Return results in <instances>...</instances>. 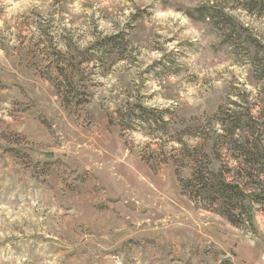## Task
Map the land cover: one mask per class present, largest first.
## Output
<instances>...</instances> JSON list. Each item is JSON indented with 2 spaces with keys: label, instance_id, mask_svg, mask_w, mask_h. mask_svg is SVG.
Instances as JSON below:
<instances>
[{
  "label": "rangeland",
  "instance_id": "374dc122",
  "mask_svg": "<svg viewBox=\"0 0 264 264\" xmlns=\"http://www.w3.org/2000/svg\"><path fill=\"white\" fill-rule=\"evenodd\" d=\"M207 1L0 0V264H264L263 207L233 226L177 175L194 164L181 139L248 193L264 191V81L246 50L187 16ZM212 1L264 48V18ZM118 34L123 47L96 53ZM127 104L168 110V133L137 120L124 130ZM226 110L254 124L243 117L230 137Z\"/></svg>",
  "mask_w": 264,
  "mask_h": 264
},
{
  "label": "trees",
  "instance_id": "16d2710c",
  "mask_svg": "<svg viewBox=\"0 0 264 264\" xmlns=\"http://www.w3.org/2000/svg\"><path fill=\"white\" fill-rule=\"evenodd\" d=\"M218 1V0H217ZM239 4V6L249 14L256 15L257 17L264 18V0H231ZM195 19L202 22H209L214 29L218 30L221 34L220 37L223 39V42L231 47L233 50H246L248 58H250L251 63L254 67V74L258 80L264 81V57H260V52H264L263 46H261L253 37L249 34L247 28H244L233 16L227 11V8L224 6H219L216 2L209 0L203 3L201 6L195 8L192 12H188L187 16L190 19ZM242 34H245L243 42H241ZM243 43L250 45L253 49V54L250 53L249 48L246 49L242 47ZM244 44V45H245ZM125 45V35L118 34L110 37H104L98 42H96L97 52L102 53L107 49H116L123 47ZM95 52L91 54V59L95 58ZM90 60L85 59L83 64H89ZM62 72V70H60ZM65 78V87L69 89L71 93L76 89V86L72 84L71 80H68L67 74H60ZM68 81V83H66ZM62 83L60 84L58 90L61 91ZM68 99V98H66ZM68 102V100H67ZM125 112L120 111L119 116L121 121L125 123L123 129L127 131H134V126L131 125L134 120L140 121L147 125V128H157L163 130L166 134L168 133V126L170 121L166 120V116H170L168 110H158L147 108L141 104H127ZM247 111V110H246ZM230 110L222 112L226 116V120L223 122H229L230 130L228 135L233 136V133L237 130L243 128V117L248 119L247 122H252L248 112L242 114L234 112L229 115ZM228 117V118H227ZM228 119V120H227ZM230 120V121H229ZM244 127L252 131L254 127L249 124H245ZM198 128H185L183 131H180L179 136L190 135ZM219 140L224 139L226 136L223 133L218 134ZM170 140H173V137H168ZM181 147V151L187 155V157L192 158L193 167L191 176L188 179H182L179 174V182L181 184L182 191L184 194H187L189 198L201 205L202 208L217 213L223 217L228 223L233 226H238L245 222L244 217L248 215V220H252L249 206L251 204L260 205L263 207L264 211V191L263 193H251L247 192L237 181L229 180L228 173L230 168L227 166L220 168L216 171L210 168L211 161L208 156L203 152V145L199 146H189L186 142L181 139L175 140ZM166 142V141H165ZM236 148L241 149V153L244 157V161H247L249 164H255L259 161V158L262 163L263 155L257 159V156L252 153L248 148H243L242 145L233 142ZM165 144V143H164ZM163 144V146H164ZM239 145V146H238ZM161 146V145H160ZM253 146L256 150V143H253ZM172 149V148H171ZM202 150V158H197L198 150ZM173 154H170V157L176 162H178L179 156H174L177 152V149L173 148L171 150ZM221 155L218 153L215 156V159H220ZM206 159V160H203ZM203 160V161H202ZM206 161V162H205ZM252 162V163H250ZM260 163V162H259ZM181 167L183 165H180ZM263 170V169H262ZM247 220V221H248Z\"/></svg>",
  "mask_w": 264,
  "mask_h": 264
}]
</instances>
